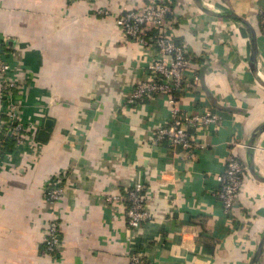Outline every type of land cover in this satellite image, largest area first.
<instances>
[{"label": "crops", "instance_id": "0c3cea01", "mask_svg": "<svg viewBox=\"0 0 264 264\" xmlns=\"http://www.w3.org/2000/svg\"><path fill=\"white\" fill-rule=\"evenodd\" d=\"M257 27L258 0H202ZM147 0H0V55L25 100L27 134L0 159V264H249L264 234V87L250 66L249 32L238 22L174 0V40L199 76L180 97V111L210 108L221 120L195 131L203 148L153 141L171 119L163 94L126 106L145 78L147 57L115 19ZM104 9L105 14L99 13ZM264 80V29L257 35ZM1 87V86H0ZM0 89V127L1 115ZM39 131L46 132L45 139ZM229 155L246 168L227 219L217 177ZM251 157V158H252ZM259 178V179H257ZM63 195L50 204L55 183ZM143 187L148 221L127 228L124 195ZM60 223L61 247L43 249L47 223ZM254 264H264V246Z\"/></svg>", "mask_w": 264, "mask_h": 264}, {"label": "built area", "instance_id": "2783aa9c", "mask_svg": "<svg viewBox=\"0 0 264 264\" xmlns=\"http://www.w3.org/2000/svg\"><path fill=\"white\" fill-rule=\"evenodd\" d=\"M174 0H147L144 10L129 9L115 19L124 36L136 42L141 55L147 57L145 63V78L137 82L128 92L125 104L133 106L139 101L151 98L158 94L167 97L170 107L171 119L155 132L153 141L156 144L164 142L172 149L181 147L190 151L203 148L204 144L196 139L195 131H201L209 126L217 125L221 117L210 108L201 109L194 113L183 114L180 111V97L184 92L199 82V76L190 69V60L183 46L174 40L172 22L168 15L172 13ZM104 9L99 13L105 14ZM264 19L261 20V24ZM10 66L0 55V89H1V115L3 117L0 127V159L7 152L6 138H10L15 146L25 143L27 130L19 119L20 112L26 103L24 99L17 98L19 85L10 77ZM246 168L233 155H229L225 162L223 172L217 177L219 190L217 195L222 208L231 223L232 208L241 190L245 178ZM64 188L55 183L46 191L45 198L50 204H55L63 195ZM125 200L124 212L127 228L137 230L149 220L150 214L145 206L143 187L135 183L124 195L107 197L112 200ZM60 223L53 217L46 225L43 233V249L47 254H55L60 249ZM131 262H143L141 254L131 255Z\"/></svg>", "mask_w": 264, "mask_h": 264}, {"label": "water", "instance_id": "95a60500", "mask_svg": "<svg viewBox=\"0 0 264 264\" xmlns=\"http://www.w3.org/2000/svg\"><path fill=\"white\" fill-rule=\"evenodd\" d=\"M193 1L197 5V7L201 10L202 13L212 15V16H215V17H218L221 19H230V20L238 22L241 25H243L244 27H246V29L249 32V36H250V45H251L250 66L252 68V73H253L255 79L264 87V80L260 78L259 71L257 68V57H256L257 56V33H256V30L254 29V27L246 19L239 17L232 12H222V11L215 10L213 8H210L202 0H193ZM263 131H264V124L259 126L255 130V132L251 135V138L247 144L248 155H249L248 169H249L250 173L252 174V176H254V177H255V172H254V166H253V157L251 156V153H252V149H253L255 140L258 138V136ZM45 135H46V132L39 131V134H38L39 138L45 139ZM257 179H259V178H257ZM263 182H264V180H263ZM263 246H264V234L262 235V237L260 239L258 250L256 251L254 257L251 259L249 264H254L257 261L258 257L261 254Z\"/></svg>", "mask_w": 264, "mask_h": 264}, {"label": "trees", "instance_id": "16d2710c", "mask_svg": "<svg viewBox=\"0 0 264 264\" xmlns=\"http://www.w3.org/2000/svg\"><path fill=\"white\" fill-rule=\"evenodd\" d=\"M258 12H257V27L255 28L256 33L258 35V33H260L263 29H264V23L261 24V20L264 19V0H258ZM168 19H170L172 17L171 15L167 16ZM175 42L178 44L179 42L175 40ZM11 143L13 144V141L10 138H6V145H5V149L8 151L9 147L8 144Z\"/></svg>", "mask_w": 264, "mask_h": 264}]
</instances>
